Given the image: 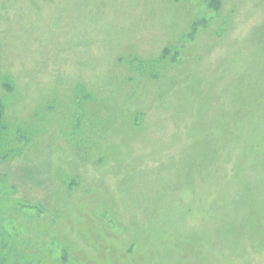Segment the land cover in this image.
I'll use <instances>...</instances> for the list:
<instances>
[{"label":"rangeland","instance_id":"374dc122","mask_svg":"<svg viewBox=\"0 0 264 264\" xmlns=\"http://www.w3.org/2000/svg\"><path fill=\"white\" fill-rule=\"evenodd\" d=\"M0 264H264V0H0Z\"/></svg>","mask_w":264,"mask_h":264},{"label":"trees","instance_id":"16d2710c","mask_svg":"<svg viewBox=\"0 0 264 264\" xmlns=\"http://www.w3.org/2000/svg\"><path fill=\"white\" fill-rule=\"evenodd\" d=\"M3 110L1 109V107H0V117L3 119V112H2Z\"/></svg>","mask_w":264,"mask_h":264}]
</instances>
